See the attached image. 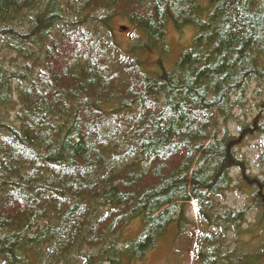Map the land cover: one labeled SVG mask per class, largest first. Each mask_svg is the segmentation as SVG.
<instances>
[{"label": "trees", "instance_id": "trees-1", "mask_svg": "<svg viewBox=\"0 0 264 264\" xmlns=\"http://www.w3.org/2000/svg\"><path fill=\"white\" fill-rule=\"evenodd\" d=\"M111 12L137 48L161 50L167 25L193 27L192 44L170 71L115 73ZM253 84L264 89V0H0V264H140L168 226L182 236L192 201L198 264H264V239L251 254L227 239L259 195L217 202L235 169L264 190L236 150L257 136L264 164Z\"/></svg>", "mask_w": 264, "mask_h": 264}, {"label": "rangeland", "instance_id": "rangeland-1", "mask_svg": "<svg viewBox=\"0 0 264 264\" xmlns=\"http://www.w3.org/2000/svg\"><path fill=\"white\" fill-rule=\"evenodd\" d=\"M118 13L111 12L109 27H106L104 33L106 34V42L114 46L115 54L111 56V67L113 72L121 71L124 73V68L117 66L116 62L120 59H127L135 61L146 59L147 64L143 69L147 72L161 73L164 70H169L177 57L184 49L190 47L194 38V30L190 27L184 28L183 31L178 32L174 26L167 25L164 32V43L166 48L161 52H149L150 54H140L131 51V42L139 36V33L134 30L125 19L118 17ZM121 26L127 27L126 31L120 29ZM160 41V38H159ZM154 42L153 40L150 41ZM155 43V42H154ZM191 43V44H190ZM117 44V45H116ZM151 46V45H150ZM155 46H160V43H155ZM164 48V45H163ZM142 66V65H141ZM253 84L248 90V116L253 113L255 116L260 114L264 117V89ZM256 104H263L261 109H256ZM250 117V116H249ZM227 128L232 135H238V127L234 123H229ZM237 154L243 157L248 163V174L257 178H264V164L259 160L261 153V139L257 136L244 138L237 147ZM233 183L229 191L223 197H219L217 202L220 210L225 208H234L237 210L243 209L245 206L251 204L255 195H259L256 208H252L241 228L236 231H229L227 234L228 241L234 240V245L238 244L241 253H254L262 248V240L264 239V190H257L254 187H244V177L238 169L231 172ZM196 204L192 202L190 208L185 214V219L190 223L183 226L184 232L179 236L176 232V227L170 228L168 226L166 231H163L161 237L157 239L155 246L147 252L145 260L140 264H198L197 260L193 259L196 254L194 242L189 243L190 233L198 235L200 231L206 230L205 224H201L198 220L196 212ZM194 225V226H193ZM139 230L137 221L129 224L123 233V242L134 238ZM208 231V229H207ZM255 240L261 241L255 245ZM238 242V243H237ZM128 243V242H127ZM257 247V248H256ZM247 250V252L245 251Z\"/></svg>", "mask_w": 264, "mask_h": 264}]
</instances>
